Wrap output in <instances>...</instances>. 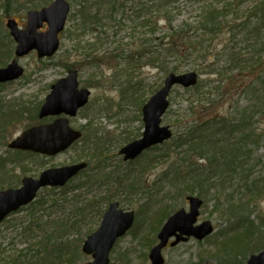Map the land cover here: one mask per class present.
I'll use <instances>...</instances> for the list:
<instances>
[{
	"label": "rangeland",
	"instance_id": "rangeland-1",
	"mask_svg": "<svg viewBox=\"0 0 264 264\" xmlns=\"http://www.w3.org/2000/svg\"><path fill=\"white\" fill-rule=\"evenodd\" d=\"M39 1L37 0V2ZM67 1L71 4V13L66 30L62 35V45L58 53L53 58L45 60L38 59L35 52L20 58L19 65L25 69L24 76L16 82L0 84V124L4 120L8 122L12 112L23 113V108L29 109L28 114L38 113L51 92L52 85L68 75L70 69H66L67 65H73L71 69L79 72L81 88H87L92 92L87 107L77 117L70 120L71 127L81 131L83 137L69 150L54 157L19 156L8 150V144L27 129L53 123L56 117L33 122L27 116H23L19 122L6 126L5 130L1 131L0 138V191L18 188L24 178L37 177L43 170L86 162L89 163V167L64 188L40 191L33 205L10 216L2 223L0 245H2L1 249L5 250L2 252V256L7 255L4 258H7V264H10V261L13 264L15 260L20 264H24L25 260L26 264H70V262L71 264H87L92 260V257L82 253L83 242L87 239L90 231L98 227L94 214L105 211L108 207L104 204L105 200L111 199V202H119L125 210L136 212L137 217L133 229L115 245L111 253V264H151L149 253L157 243V235L164 224L158 225L159 223H157L162 209L170 206V211L174 209L173 213L181 209L189 210L187 198L192 195L181 196L179 194L174 196V199H166L165 195L170 193L172 187L168 181L163 180V174L169 166L165 157L172 147L173 141L197 119L195 115H192L193 111L190 108L194 99L190 97V104L187 99L189 96L184 93V89L174 88L169 97L170 108L162 123L164 126L172 128L173 139L157 149L148 151L133 163L123 161L119 152L122 147L128 144L125 141L126 137L132 134L131 142L141 138L144 127L142 108L163 87L167 75L150 69L143 70L142 74L135 73V75L145 78L144 84L138 85L137 89L136 98L141 102L124 101L119 86L120 77L116 76V70L114 72L115 65L109 64L110 57L103 60L99 67L90 68V62L85 59V49L81 52H76L73 49V43H75L72 39L73 29L80 23L74 14L79 10V4L77 1ZM6 2V0H0V41L3 42L0 43V46L5 48L8 54L2 58L4 65L0 69L6 67L15 58V43H12L13 47L9 58L10 46L8 44L12 42V38L6 29L7 21L11 18L15 19L22 27H25L27 22L26 10L23 8L16 10V6H10L8 2L7 5ZM182 19L178 18L177 23H180ZM130 22L125 21L119 28H113L115 24H110V27L105 29L106 35H99L100 30L98 34H85L80 39L81 47L85 48L89 43V45H94L89 54H92L95 48H98V53L112 54L117 46L113 37L115 31H121L117 37L118 41L125 44L130 41ZM177 23L175 24L177 25ZM88 49H90L89 46ZM82 65L87 66L83 67ZM207 78L209 76L204 77V79ZM253 81V77L241 76L235 87L229 86L228 89L222 91L225 94L218 99L214 105L215 108L207 111L198 110L199 116L205 117L203 121L214 117L228 121L239 118L240 112L250 104L249 96L243 92V89ZM197 105L195 103L192 107ZM262 115L259 116L260 118L254 119L252 131L262 135L263 139L260 146L250 147V151L253 153L249 160L250 167L258 163V160L261 164L255 169H248L244 179L245 181L246 176L251 174L248 179L259 180L260 190L263 191L254 199L244 200L248 205L244 218L254 222V229L247 230V224L240 223L239 225L237 219H233L228 214L231 207L236 206L235 204H238L239 201H243L242 198L248 194L244 187L239 188L241 185L238 183H244L243 171H239L235 175L232 185L224 189L222 195L211 190L207 198L208 201H205L204 197H199L204 201V205L198 223L210 221L215 227V232L203 241L192 239L175 248L168 246L163 252L166 264H246L249 257L257 252L253 249L264 247V221L261 218L264 216V116ZM91 121L93 124L90 127ZM95 130L102 133L97 132L96 135ZM95 137L104 141L107 138L108 143H104L106 145L104 150L97 148L96 140L91 147L85 146V140L92 142ZM94 151L104 157L98 159L97 154L91 156L90 154ZM200 164L206 166L207 162L201 161ZM130 183H135L134 188L130 187ZM174 191L175 189L172 190V194ZM231 193H234L233 196H229ZM76 196H79L78 202L82 206L86 204L90 206L91 211H86L83 220L79 215L76 217L77 220H73L74 216L69 215L73 211V203L64 204L66 200L74 201ZM229 199L232 201L228 202ZM93 206L94 209L96 207L95 211H93ZM33 213L36 216H32L31 218L34 220L29 223L28 219ZM92 213L94 214L92 215ZM65 218H72L70 219L72 223L81 220L76 227L71 228L72 231L69 230L64 234V241L61 243L62 245L65 243L67 248L65 245H56L55 248L48 247L49 237L56 233H52L50 230L52 224L57 221L55 219ZM26 225H30V227L25 231L24 226ZM247 231L249 233L253 231V234L247 235L245 238L249 246L243 250L236 249L234 243L237 244L238 241L232 239L239 238V234H245ZM49 233L52 234L49 235ZM260 238L262 242H260ZM39 243H43L44 247L38 246ZM37 250L40 251L39 259L35 255L38 253Z\"/></svg>",
	"mask_w": 264,
	"mask_h": 264
},
{
	"label": "trees",
	"instance_id": "trees-1",
	"mask_svg": "<svg viewBox=\"0 0 264 264\" xmlns=\"http://www.w3.org/2000/svg\"><path fill=\"white\" fill-rule=\"evenodd\" d=\"M6 1L10 6H16V10L23 8L29 12L48 7L54 0H40L39 2L37 0ZM71 1H77L79 4V10L74 14V17H77L80 22L73 29L72 39L75 42L73 49L76 52L85 49V59L90 62V68L99 67L103 60L110 57L109 64L115 65L114 72L116 70V76L120 77L119 86L124 101L136 100L141 102L136 98V95L138 85L144 84L145 78L141 75H135V73L142 74L143 70H156L165 76L171 73L181 74L194 71L200 76L197 86L184 90V93L189 96L187 98L189 103L191 104V98H193L192 105L198 104L194 106L195 108L190 106L193 111L192 115H195L197 119L173 141L174 143L165 157L169 166L163 174V180L168 181L172 187L170 193L165 195L166 199H174V196L181 194V196L197 195L208 201L207 198L211 190L222 195L224 189L232 185V181L239 171H243L244 181L245 172L248 169H255L261 164L258 160V163L250 167L249 160L253 153L250 151V147L253 145L260 146L263 139L262 135L255 134L252 130L254 119L260 118L259 116L262 114L264 116V0ZM246 6L247 8H245ZM128 13L130 14L128 15ZM180 17L183 19L177 23ZM125 21H131L130 41L126 44L118 41L117 37L121 31H115L113 37L117 46L112 54L98 53V48L93 49V53L89 54L94 46L89 45V43L85 48L81 47L80 39L85 34H98L100 30L99 35H106L105 29L110 27V24H115L113 28H119ZM11 41L8 44L10 46L9 58L13 47L12 43H14L13 40ZM0 43L3 42L0 41ZM0 49L2 50H0L1 67L4 65L2 58L8 53L1 46ZM82 66L86 67L87 65ZM71 68L73 65L66 66L68 70ZM205 76H209V78L204 79ZM241 76L253 77L254 81L243 89V92L249 96L250 104L240 112V117L231 121L221 120L218 117L203 121L205 117H200L198 110L207 111L215 108L214 105L218 99L225 94L222 91L228 89L229 86L235 87ZM192 91L193 93L190 94ZM132 93L133 95H131ZM15 114L18 115L16 121H19L21 114ZM32 115L34 117L32 116L31 120L33 122L38 121L37 113L33 112ZM12 117L13 112L10 114V120L2 123L3 128L9 122L12 123ZM92 122H90V127ZM97 132L102 133L95 130L96 135ZM131 135L126 137V143L133 140ZM95 140L98 142L97 148L104 150L105 144L108 143L107 138L105 141L96 137L92 142L85 140V146L91 147ZM91 151H93L92 148ZM95 154H97L96 151L90 155ZM97 155L98 159L104 157L102 154ZM201 161L207 162V165H201ZM250 175L246 176L244 183H238L241 185L239 186L240 189L244 187L247 190V196L242 198L243 201L236 203V206H232L230 212L227 211L229 216L237 219L239 225L240 223L247 224V230L254 229L255 224L253 221L250 222L248 218H244L248 206L244 200L254 199L263 192L260 190L259 180H249ZM249 182L251 183L249 184ZM134 184L130 183V187L134 188ZM212 186L213 189H211ZM236 186L238 187V185ZM173 189L175 191L172 194ZM233 194L231 193L229 196H233ZM78 198L79 196H76L74 201H64L65 205L73 203V211L69 214L74 216L73 220H77L78 215L83 220L86 211H91L90 206L88 204L82 206L78 202ZM109 202L111 199H106L104 204L108 205ZM95 210L96 207L94 209L93 206V211ZM170 210V206L162 209V213L158 216V225L164 223L173 213L174 209ZM103 211L96 214L92 213L96 223H99L103 217ZM32 216L35 217L36 215L31 214L30 219H28L29 223L34 220L31 218ZM263 217H261L262 221H264ZM70 219L72 218L55 219L57 221L52 224L50 230L52 233H56L49 237L48 247L55 248L56 245H65L67 248L65 243L64 245L61 243L64 241V234L69 230L72 231L71 228L76 227L81 221L72 223ZM29 227L30 225L24 226V230L26 231ZM251 234L253 231L250 233L247 231L245 234H239V238L234 237L232 240L238 241L237 244L234 243L236 249L247 248L249 245L245 238ZM261 238L260 242H262ZM42 244L39 243L38 246L44 247ZM1 246L0 264H7V258L4 259L7 255L2 256V252L5 250L1 249ZM253 250H257L256 253H258L264 250V247ZM35 255L39 259L40 251ZM10 258L13 257L10 256ZM9 263L12 264V261ZM26 263L25 260L24 264ZM13 264L20 263L15 260Z\"/></svg>",
	"mask_w": 264,
	"mask_h": 264
},
{
	"label": "water",
	"instance_id": "water-1",
	"mask_svg": "<svg viewBox=\"0 0 264 264\" xmlns=\"http://www.w3.org/2000/svg\"><path fill=\"white\" fill-rule=\"evenodd\" d=\"M71 7L66 0H55L49 7L40 11H31L27 15V28L19 27L15 19L6 23L7 29L17 43L15 59L0 69V84L13 82L24 75L19 59L36 51L38 59L53 57L60 48L59 35L65 30ZM44 24L48 29L44 33L38 30ZM199 82L196 72L170 74L164 86L144 105L142 109L144 132L141 139L123 147L120 155L124 161L135 160L145 151L162 145L173 137L170 126H163L162 120L169 109V95L175 87L184 89L195 87ZM91 90L81 88L77 70H70L67 77L60 79L51 87L50 94L40 111V118L65 116L53 123L33 127L14 140L10 149L34 152L46 156H56L67 151L80 140L82 133L70 127L67 117L74 118L90 100ZM87 168L86 163L44 171L39 179L25 178L20 189L0 191V223L12 213L33 202L37 193L46 187H64L69 180ZM189 211L181 209L166 221L158 235V244L151 250V264H165L163 250L168 246L176 247L189 238L203 241L213 234L214 226L210 221L197 224L203 201L198 197H188ZM135 223V213L119 208L112 203L106 211L99 229L84 242L82 251L92 256L88 264H110V254L116 242L125 236ZM247 264H264V251L252 255Z\"/></svg>",
	"mask_w": 264,
	"mask_h": 264
},
{
	"label": "flooded vegetation",
	"instance_id": "flooded-vegetation-1",
	"mask_svg": "<svg viewBox=\"0 0 264 264\" xmlns=\"http://www.w3.org/2000/svg\"><path fill=\"white\" fill-rule=\"evenodd\" d=\"M46 28V25L43 27V29H45ZM28 110L29 109H27V108H23L22 109V114H21V118H23V116H27V118L29 119V120H31V118H32V115L29 113H27L28 112ZM18 118V115L17 114H15L14 113V116L11 118V120H12V123H15V122H17L16 121V119ZM5 121V120H4ZM12 123H8V125H6V126H9V125H11ZM5 126V127H6ZM4 127V128H5ZM3 127H2V124H0V138H1V131L2 130H5ZM9 145V144H8ZM12 153H14L15 155H19V156H22V155H29V157H41V158H46L45 156H41V155H37V154H33V153H31V152H22V151H11ZM41 174V173H40ZM40 174L37 176V177H34V178H38L39 176H40ZM22 184V183H21Z\"/></svg>",
	"mask_w": 264,
	"mask_h": 264
},
{
	"label": "bare ground",
	"instance_id": "bare-ground-1",
	"mask_svg": "<svg viewBox=\"0 0 264 264\" xmlns=\"http://www.w3.org/2000/svg\"><path fill=\"white\" fill-rule=\"evenodd\" d=\"M86 164H87V167H89V163H88V162H86Z\"/></svg>",
	"mask_w": 264,
	"mask_h": 264
}]
</instances>
